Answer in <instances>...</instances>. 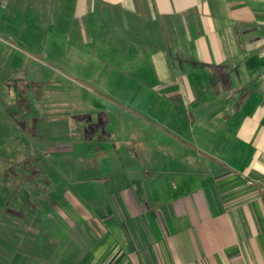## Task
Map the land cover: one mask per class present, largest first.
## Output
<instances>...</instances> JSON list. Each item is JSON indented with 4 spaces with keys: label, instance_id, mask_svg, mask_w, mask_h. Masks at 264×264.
Listing matches in <instances>:
<instances>
[{
    "label": "crops",
    "instance_id": "1",
    "mask_svg": "<svg viewBox=\"0 0 264 264\" xmlns=\"http://www.w3.org/2000/svg\"><path fill=\"white\" fill-rule=\"evenodd\" d=\"M75 7L80 20L102 15L84 40L102 41L95 53L121 93L135 82L136 103L120 94L121 109L150 112L160 100L169 112L141 117L145 152L105 154L103 180L89 181L108 184L103 211L90 202L84 230L54 236L65 255L54 264H264V0ZM7 229L0 239L14 237Z\"/></svg>",
    "mask_w": 264,
    "mask_h": 264
},
{
    "label": "rangeland",
    "instance_id": "2",
    "mask_svg": "<svg viewBox=\"0 0 264 264\" xmlns=\"http://www.w3.org/2000/svg\"><path fill=\"white\" fill-rule=\"evenodd\" d=\"M76 1L0 0V224L14 235L0 239L3 264L64 258L54 236L84 230L83 214L103 211L108 184L89 181L103 180L105 154L145 152L134 138L148 129L141 117L169 112L160 100L150 112L121 109L120 94L135 104L138 89L132 81L121 93L122 79L95 53L102 41L84 40L87 20L103 25L102 15L78 19Z\"/></svg>",
    "mask_w": 264,
    "mask_h": 264
}]
</instances>
